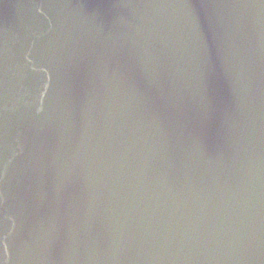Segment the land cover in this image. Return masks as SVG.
<instances>
[{
	"label": "water",
	"instance_id": "obj_1",
	"mask_svg": "<svg viewBox=\"0 0 264 264\" xmlns=\"http://www.w3.org/2000/svg\"><path fill=\"white\" fill-rule=\"evenodd\" d=\"M0 264H264V0H0Z\"/></svg>",
	"mask_w": 264,
	"mask_h": 264
}]
</instances>
